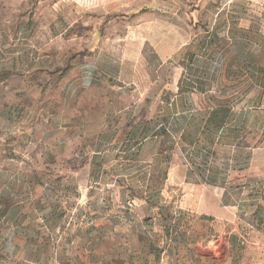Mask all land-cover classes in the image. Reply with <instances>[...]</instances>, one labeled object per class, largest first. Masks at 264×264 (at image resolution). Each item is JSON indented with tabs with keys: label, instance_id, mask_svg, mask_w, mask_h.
Returning a JSON list of instances; mask_svg holds the SVG:
<instances>
[{
	"label": "rangeland",
	"instance_id": "1",
	"mask_svg": "<svg viewBox=\"0 0 264 264\" xmlns=\"http://www.w3.org/2000/svg\"><path fill=\"white\" fill-rule=\"evenodd\" d=\"M205 148L243 211L215 249L168 183ZM220 261L264 264V0H0V264Z\"/></svg>",
	"mask_w": 264,
	"mask_h": 264
},
{
	"label": "crops",
	"instance_id": "2",
	"mask_svg": "<svg viewBox=\"0 0 264 264\" xmlns=\"http://www.w3.org/2000/svg\"><path fill=\"white\" fill-rule=\"evenodd\" d=\"M182 158L178 164H172L168 170V183L174 185L176 183L190 184L193 180V188L190 193H185L184 197H193L194 203L190 205H180L178 207L180 214H191L194 217L199 216L209 222V225L216 227L215 224L221 223L222 231L217 228L216 235L207 239L206 248H218L225 244L223 234L227 233L232 218L242 215L243 211L239 205L229 198L234 197L231 174L235 172L234 161L225 156L213 157L215 152L205 148L203 152L197 156L196 160L190 157L186 149L180 151ZM185 157V159L183 158ZM228 159V160H227ZM237 163V161H235ZM236 165V164H235ZM234 230V228H232ZM198 240V239H197ZM227 240V239H226ZM199 241H194L196 256L203 257L199 252ZM210 259H214V254L208 255ZM225 264V261L217 262Z\"/></svg>",
	"mask_w": 264,
	"mask_h": 264
}]
</instances>
